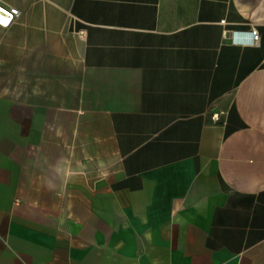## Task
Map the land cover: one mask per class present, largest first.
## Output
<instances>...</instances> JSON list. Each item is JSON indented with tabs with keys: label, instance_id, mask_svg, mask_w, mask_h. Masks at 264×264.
<instances>
[{
	"label": "crops",
	"instance_id": "1",
	"mask_svg": "<svg viewBox=\"0 0 264 264\" xmlns=\"http://www.w3.org/2000/svg\"><path fill=\"white\" fill-rule=\"evenodd\" d=\"M0 2V264H264V0Z\"/></svg>",
	"mask_w": 264,
	"mask_h": 264
},
{
	"label": "built area",
	"instance_id": "2",
	"mask_svg": "<svg viewBox=\"0 0 264 264\" xmlns=\"http://www.w3.org/2000/svg\"><path fill=\"white\" fill-rule=\"evenodd\" d=\"M0 11L5 13L6 15H8L10 17L8 24L5 25L2 22H0V25H2V26H9L13 22H15L20 16L19 10L5 6L1 2H0ZM222 23L225 24V22H222ZM251 35H252V46L259 45V42H260L259 31L256 28H253L251 31Z\"/></svg>",
	"mask_w": 264,
	"mask_h": 264
},
{
	"label": "water",
	"instance_id": "3",
	"mask_svg": "<svg viewBox=\"0 0 264 264\" xmlns=\"http://www.w3.org/2000/svg\"><path fill=\"white\" fill-rule=\"evenodd\" d=\"M10 20V17L8 15H6L5 13L0 11V22H2L3 24H8Z\"/></svg>",
	"mask_w": 264,
	"mask_h": 264
}]
</instances>
